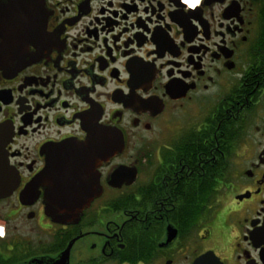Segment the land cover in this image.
I'll return each instance as SVG.
<instances>
[{"label":"flooded vegetation","instance_id":"1","mask_svg":"<svg viewBox=\"0 0 264 264\" xmlns=\"http://www.w3.org/2000/svg\"><path fill=\"white\" fill-rule=\"evenodd\" d=\"M0 264H264V0H0Z\"/></svg>","mask_w":264,"mask_h":264},{"label":"water","instance_id":"2","mask_svg":"<svg viewBox=\"0 0 264 264\" xmlns=\"http://www.w3.org/2000/svg\"><path fill=\"white\" fill-rule=\"evenodd\" d=\"M21 67L4 68L6 72L19 70ZM103 147L104 151L99 154V159L106 160L112 153L120 151L122 146V136L119 134H108V131L103 130ZM117 151H116V150ZM71 151L67 148H57L56 151H51L48 158V164L44 172L40 175L45 182L48 183L47 193V208L46 214L51 217L52 220L71 222L76 219L81 213V209L85 207L91 197L95 194L96 187L91 184H77L73 180V172L70 168L64 170L56 169L55 163L58 161H68L73 156L67 155V152ZM55 152V153H54ZM60 153V154H59ZM57 158H52L53 155H57ZM51 156V157H50ZM93 169L91 166L89 170H86V174H92ZM36 184V183H35ZM62 202L60 205L58 201Z\"/></svg>","mask_w":264,"mask_h":264}]
</instances>
